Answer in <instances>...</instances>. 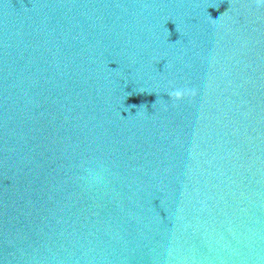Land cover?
I'll return each instance as SVG.
<instances>
[{
	"label": "water",
	"instance_id": "obj_1",
	"mask_svg": "<svg viewBox=\"0 0 264 264\" xmlns=\"http://www.w3.org/2000/svg\"><path fill=\"white\" fill-rule=\"evenodd\" d=\"M141 264H264V182Z\"/></svg>",
	"mask_w": 264,
	"mask_h": 264
},
{
	"label": "clouds",
	"instance_id": "obj_2",
	"mask_svg": "<svg viewBox=\"0 0 264 264\" xmlns=\"http://www.w3.org/2000/svg\"><path fill=\"white\" fill-rule=\"evenodd\" d=\"M258 4L264 5V0H257ZM171 97L175 100L182 99L186 93L182 90H175L170 93ZM85 184L91 186L92 183H101L104 180V175L102 170L87 169L85 176L82 177Z\"/></svg>",
	"mask_w": 264,
	"mask_h": 264
}]
</instances>
